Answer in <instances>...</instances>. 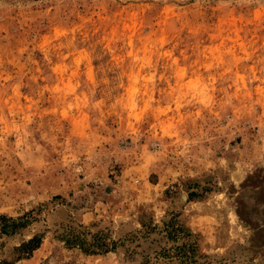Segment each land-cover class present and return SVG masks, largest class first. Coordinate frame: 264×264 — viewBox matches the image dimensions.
<instances>
[{
	"label": "rangeland",
	"instance_id": "1",
	"mask_svg": "<svg viewBox=\"0 0 264 264\" xmlns=\"http://www.w3.org/2000/svg\"><path fill=\"white\" fill-rule=\"evenodd\" d=\"M29 211L0 262L264 264V0H0V217Z\"/></svg>",
	"mask_w": 264,
	"mask_h": 264
},
{
	"label": "trees",
	"instance_id": "2",
	"mask_svg": "<svg viewBox=\"0 0 264 264\" xmlns=\"http://www.w3.org/2000/svg\"><path fill=\"white\" fill-rule=\"evenodd\" d=\"M60 197V196H56ZM2 229L4 233L10 234L18 231L19 228L26 227L31 220H34L33 211L25 213L23 216L18 218L7 217L2 215ZM166 229L169 232V236L175 241L183 237V234L190 235L189 230L183 226L170 220L165 224ZM187 235V236H188ZM97 236V235H96ZM65 241L69 246H80V248L88 254L107 253L114 250L115 244H110L105 237L97 236L92 242L87 241L81 234H76L74 231H70L64 237ZM42 240L39 236H34L27 242H24L18 250L25 256H29L34 250L39 248ZM196 242H184L181 245L176 246V250L182 253V256L187 257L188 252H196ZM187 250H189L187 252ZM0 264H11L10 262L3 260Z\"/></svg>",
	"mask_w": 264,
	"mask_h": 264
}]
</instances>
